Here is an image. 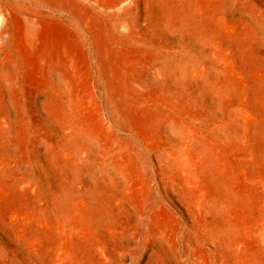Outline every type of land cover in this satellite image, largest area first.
Listing matches in <instances>:
<instances>
[{
	"label": "rangeland",
	"instance_id": "obj_1",
	"mask_svg": "<svg viewBox=\"0 0 264 264\" xmlns=\"http://www.w3.org/2000/svg\"><path fill=\"white\" fill-rule=\"evenodd\" d=\"M0 5V264H264V0Z\"/></svg>",
	"mask_w": 264,
	"mask_h": 264
},
{
	"label": "bare ground",
	"instance_id": "obj_2",
	"mask_svg": "<svg viewBox=\"0 0 264 264\" xmlns=\"http://www.w3.org/2000/svg\"><path fill=\"white\" fill-rule=\"evenodd\" d=\"M11 10L12 9H8L7 6L3 7L2 5H0V62L9 53L3 47L10 46V42H9L10 35L7 29L9 27L8 15ZM20 14L22 15L23 13L21 12ZM39 32L40 30L38 29V25L34 19H31L30 17L24 18L22 20L20 34L18 35L16 44L21 45L24 51L30 53V51H32V49L35 47L37 43ZM38 61L40 62L39 64L42 65L45 74H49V73L51 74L54 71L56 72L57 70H60L64 66L63 53L58 48L46 47V49H43V51L40 53Z\"/></svg>",
	"mask_w": 264,
	"mask_h": 264
}]
</instances>
